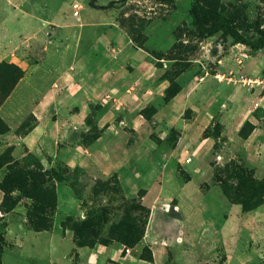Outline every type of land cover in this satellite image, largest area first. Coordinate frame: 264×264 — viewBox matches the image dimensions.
I'll use <instances>...</instances> for the list:
<instances>
[{
  "label": "rangeland",
  "instance_id": "374dc122",
  "mask_svg": "<svg viewBox=\"0 0 264 264\" xmlns=\"http://www.w3.org/2000/svg\"><path fill=\"white\" fill-rule=\"evenodd\" d=\"M21 1L23 8H12L17 20L0 1L1 36L24 40L29 27L24 11L37 12L46 4L58 10L55 19L72 27L66 45L53 41L44 51L36 42L32 52L0 61L23 73L0 102V119L8 128L0 134V264H220L225 254L215 248L222 239L225 246L236 244L244 257L240 263L262 264L264 235L250 236L251 221L244 224L243 217L259 219L264 212V188L258 191V183L264 186V157L256 166L249 157L264 148L247 140L253 122L264 125V48L253 50L219 35H191L190 0H95V6L91 0ZM75 2L82 5L79 15L73 12ZM206 2L264 21V0ZM108 39L109 64H116L118 57H112L119 54L131 60L126 67L131 72L135 62L145 70L152 67V79L133 81L122 93L104 86L91 92L97 79L92 73L99 68L94 53L100 54ZM75 54L76 71L68 70ZM65 70L73 83L90 85L81 91L77 83L63 92L53 89ZM131 100L140 107L133 110ZM111 110L112 117L101 123ZM50 116L60 124L54 129L51 124L49 135L43 125L34 133ZM232 116L243 124L228 131ZM232 165L241 166L253 184L245 190L237 186L228 198L222 184H238ZM113 179L119 194L109 192ZM112 200L116 207L138 204L133 236H143L137 243L131 238L83 245L78 238L84 228L62 227L68 218L80 224L91 210L105 209L101 226L107 229ZM144 249L152 261L141 258Z\"/></svg>",
  "mask_w": 264,
  "mask_h": 264
},
{
  "label": "crops",
  "instance_id": "0c3cea01",
  "mask_svg": "<svg viewBox=\"0 0 264 264\" xmlns=\"http://www.w3.org/2000/svg\"><path fill=\"white\" fill-rule=\"evenodd\" d=\"M4 2L7 3L8 5L7 9L9 10V14L11 18L17 20L18 17L16 13H12V8L14 10L18 8L20 9L23 8L22 1L21 0H4ZM24 13L26 14V16L23 17L22 19L29 25L27 29V37L24 40H12L11 36H7L4 34L2 36L0 35L1 37L0 38V61H3V60L11 61L13 59L15 60L16 57H18L19 54L23 52H26V51L32 52L36 42H40L43 45L44 51H46L48 49L47 43L52 44L53 41L55 43V41L60 40V43L62 45H66L64 41L70 40L71 38L70 28L72 27V24L68 23L65 19H64L65 22L60 21L62 19L60 20L55 19L56 17L60 18L58 17L59 15L57 14L58 10H51L48 4L40 8L37 12L34 11L33 9L28 8L26 11H24ZM34 23L37 24L36 27L32 26L34 25ZM83 24L84 23H80L79 26H82ZM113 26L115 29L117 28L123 31V34L121 35H125L128 37L127 33L121 27L118 26L117 22ZM129 40L130 39L128 37V44H129ZM81 42H82V35L81 33H79L76 43L79 44ZM118 42H119L118 40L110 41V43L117 44V48L121 51L122 45H119ZM103 50L107 51L106 54L107 53L108 54L106 55L105 53H102ZM103 50L100 54L99 52L94 53L95 59L97 60H93V61H98L99 68L97 71L92 73L97 79L90 86L89 90L91 92L97 91V87L99 88V86H102V87L104 86L106 89H109L114 93H117V92L122 93L124 92V87H127V85H129L133 81L137 82L138 80H141V79L143 81H149L152 79V77L155 74L153 71H151L150 73L148 72L149 70H152V67L145 70V68H141V65L136 62L135 63L133 62L136 66V70L132 72L129 71L128 69H126V67H127V64L131 60H126L119 54L116 57L114 56L112 57L113 59L118 57L115 60L116 64L115 63L112 65L109 64V39L107 41L106 46L103 48ZM61 57L63 56L61 55ZM76 58H77V55L75 54L74 61H73L74 63L72 62L68 70L76 71V69L74 68ZM79 58H80L79 62L82 63L81 57ZM86 62L88 61L86 60ZM92 68H94L93 65H92ZM66 72L67 71L65 70L57 76V80L52 83L53 89L60 88L61 91L63 92L65 89L71 88V86L73 85L76 86V83H77V86H78L77 90L81 91L84 87H86V85H90V82L87 80H84V81L78 80L79 82L76 81V83H73L71 75H68ZM27 73L28 72L25 73L26 77H27ZM50 97L51 95L47 94L46 97L42 99L43 101L42 105L43 107L45 106L44 108L48 107ZM127 98H128V95H127ZM44 102H47V103H44ZM130 102L133 105L132 106L133 110L140 107L139 101L131 100ZM73 107H79V105H73L72 108ZM55 108H57V105L55 106ZM114 113L115 112L113 110L109 111V113L103 117V119L101 120V123L105 122V119L108 116L110 119ZM232 117L233 118H231L227 124V127H230L228 131H232L231 129H234V130L237 128L239 129L243 124L240 117L239 118H237L236 116H232ZM235 120L236 122H234ZM51 124L53 125L52 128L54 129L55 126H58L60 124V122L59 120H56L53 116H50L47 122L46 121L44 123L40 122V124H38V126L34 129V133L37 132L39 127L43 125L45 127L43 129L44 134L49 135L50 131L52 130V128L50 127ZM253 124H254L253 131L247 140H250L251 143H253L254 141V144L257 145V147L261 145L264 148V145H263L264 144V125L261 126L260 122H253ZM191 127L192 125L189 126L190 131L192 130ZM249 157L250 159H252L251 162L256 166L259 164L260 160L264 157V152L263 153L253 152L249 155ZM152 210L153 208L151 207V213H153ZM261 213H262V216L259 219L257 218L254 219L253 217L255 215L251 216V214H245V216L243 217L244 224L246 221L247 222L251 221L250 224H246L247 230L250 236H252L255 232L258 233V231L259 233H262V235H264V212H261ZM229 217L230 215H225L224 219L227 220L229 219ZM232 217L234 216H231V218ZM253 219L256 221V223L254 222ZM255 227H258V228H255ZM216 241L219 242V240H216ZM223 243H224V240L222 239L221 245L215 248L218 254L219 253L225 254L224 258H222L223 262L220 264H233L235 259L238 260L237 264H244V263H240V260L244 257L239 256L237 252L236 244L232 245L230 243L228 246H225ZM262 255L263 256H261L262 259L260 258V261L262 262V264H264V250L262 251Z\"/></svg>",
  "mask_w": 264,
  "mask_h": 264
},
{
  "label": "trees",
  "instance_id": "16d2710c",
  "mask_svg": "<svg viewBox=\"0 0 264 264\" xmlns=\"http://www.w3.org/2000/svg\"><path fill=\"white\" fill-rule=\"evenodd\" d=\"M157 1L166 3L174 2V0ZM90 3L93 6L96 5L95 0H91ZM189 13L192 18V26L189 33L197 38L207 39L219 35L223 38H230L235 43L246 45L253 50L264 48V21L259 16L252 19L248 17H237L233 14L219 10L216 6L206 2V0H190ZM22 74L23 73H19V67L15 64L0 62V102L4 97L8 96ZM7 130V126L0 119V134L7 132ZM231 170L234 175L237 174L236 178L238 179V184L235 186L231 185L230 187H228V184H222L227 196H229L228 198L232 197L228 193L232 194V192L237 191L238 187L245 190L248 185L253 184H249L250 181L248 180L246 171L241 166L232 165ZM258 186V191L259 189L264 188L261 182L258 183ZM104 188H106V185ZM110 191L119 194L117 180L113 179L112 181H109V192ZM47 194L54 199L56 198L54 191H48ZM233 195H235V193ZM112 202L113 207H110L112 214L110 215L109 211V225L107 229L105 228V230H103V227L101 226L107 217V211L105 209L102 211L91 210L88 213V219L80 224L74 219L68 218L63 221L62 227H73L76 231L80 227L84 228L85 231L80 235L83 239L78 238L83 245L93 246L95 243L101 242L104 239L109 240V242H111V240H119L123 243H128L131 242L130 239L132 238V244L137 243V241L143 236V233H141L140 237L137 235L133 236L135 235L133 231L136 228L138 220L133 214L134 210L136 211L139 209L138 204L133 200L130 203H125L124 205L116 207V201L112 200ZM119 210L122 211V214H119ZM245 211L248 210L246 209ZM113 215L114 218L111 220ZM89 222L92 223L93 227H89ZM77 234H79V232H77ZM149 252V249H144L141 258L147 261H152V256H145V254Z\"/></svg>",
  "mask_w": 264,
  "mask_h": 264
},
{
  "label": "built area",
  "instance_id": "2783aa9c",
  "mask_svg": "<svg viewBox=\"0 0 264 264\" xmlns=\"http://www.w3.org/2000/svg\"><path fill=\"white\" fill-rule=\"evenodd\" d=\"M82 5L79 2H75L72 6L73 12L75 15L79 14V10L81 9Z\"/></svg>",
  "mask_w": 264,
  "mask_h": 264
}]
</instances>
